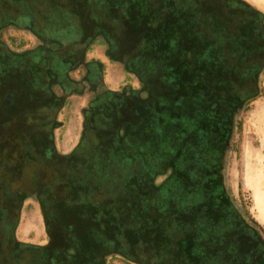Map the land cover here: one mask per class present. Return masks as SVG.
I'll list each match as a JSON object with an SVG mask.
<instances>
[{"label": "flooded vegetation", "instance_id": "flooded-vegetation-1", "mask_svg": "<svg viewBox=\"0 0 264 264\" xmlns=\"http://www.w3.org/2000/svg\"><path fill=\"white\" fill-rule=\"evenodd\" d=\"M5 27L43 41L19 52L21 43L0 38V68L28 60L23 76H0V264H51L46 258L65 247L77 253L81 241L88 242L85 264H94L88 239L104 246L112 234L99 258L264 264L261 227L238 209L222 176L232 113L257 94L264 72L263 11L246 0H0V31ZM100 46L143 86L132 89L128 79L121 91L103 86L86 60ZM80 65L93 94L83 136L62 153L54 130L69 96L88 87L70 76ZM191 117L200 128L185 124ZM182 121L180 134L174 125ZM175 160L181 175L162 189L173 178L163 185L155 179ZM65 189L87 196L68 198ZM30 197L44 216V244L16 235ZM106 201L125 203V211L117 215ZM133 203L136 222L127 218ZM111 211L116 216L96 230L95 215Z\"/></svg>", "mask_w": 264, "mask_h": 264}, {"label": "rangeland", "instance_id": "rangeland-1", "mask_svg": "<svg viewBox=\"0 0 264 264\" xmlns=\"http://www.w3.org/2000/svg\"><path fill=\"white\" fill-rule=\"evenodd\" d=\"M246 1L264 12V0ZM0 38L6 44H11V42H15L16 44L21 43L19 44L21 46L16 48L17 50L15 49L19 52L23 51L24 46H27V44L29 45L28 47H36V45L40 44V41H43L38 39L31 31L27 29H18L16 27H5L3 31H0ZM10 47L12 48V46ZM86 60L89 63L92 62V67L95 68L93 72H100V82L109 89L121 91L127 79L129 80V87L132 89H140L143 86L137 74L127 71L124 65L118 60H111L104 46L94 47L90 50L86 55ZM7 64L8 66L4 68L1 66L0 76L4 78L6 77L5 75L11 72L7 76H13L19 73L20 77L24 75L28 60L18 58ZM87 73V68L81 65L70 73L72 79L78 80L88 87L85 86L82 93H73L70 95L68 104H66L58 114L57 119L60 125L54 130V138L59 151L62 153L71 152L83 136L85 111L89 109V101L93 94V91L85 80ZM55 90L59 91L60 86H56ZM147 95V93H144L143 96L146 97ZM163 101L165 105L168 103L166 99H163ZM6 119H8L7 116L1 118L2 122ZM10 119L13 120L14 118L12 117ZM174 119L173 124H176L178 119L176 117ZM230 123L231 127L228 130L229 132L222 157L223 183L233 196L238 209L245 217H248L250 220L254 219L259 224L261 233L264 237V205L263 208L260 207L256 199V194L260 195V197H262L261 203L264 204V72L260 75L257 82V94L252 98L245 99L238 108L233 111ZM185 124L188 127L195 126L198 128L199 126L200 128V119L191 117ZM174 126H177V128L174 129H176L178 133L181 134L184 131L183 121L182 124L180 123ZM132 148L136 151L139 148L138 144L133 143ZM169 151L170 153L176 154L178 148L173 145V148L171 146ZM133 155L134 154L128 159L132 160ZM182 165L183 163L181 160L178 162L175 160L173 164L165 163L163 166H165L164 168L167 169V171L165 174L156 177V185H163L167 179L173 178L162 186V189H172L171 186L174 180L178 178V175H181ZM95 190L96 189L93 191ZM163 191L164 190H162L161 193ZM63 192H65L66 197L69 196L68 198L74 197L76 199H81L87 196L86 192L82 189H65ZM162 199H166V196ZM145 200L148 201L149 199L146 198ZM106 203L107 207L110 209H116L114 211L117 215L125 211V203L122 207H120L118 203H115L114 207L110 201H106ZM135 208L136 206L133 203L130 207L131 212L127 215V218L133 222L137 221L133 215ZM103 209V205L100 204L99 210L101 211ZM116 213L114 214V212L111 211L105 216H103L102 212L96 214L94 217L95 219H93V222L98 223L95 229L100 230L103 226L111 222V218L116 216ZM147 214L152 215L151 213ZM123 217L124 216H122V218ZM56 219L59 218L56 217ZM72 228H68L67 231H73L72 233H75ZM16 235L20 240L33 244H44L47 242L48 235L46 223L39 202L35 197H30L25 201L16 227ZM83 239H85V236L82 240ZM106 239L109 240L110 237ZM97 240L98 239L93 241L92 239H88V241L93 242L89 245L90 248L92 245L94 246V264H142L122 253L110 254L107 256V259L99 258L97 256L99 250H107V245L112 244V241L115 240V235L112 234L111 242L104 244V246L102 244V246H98L96 244ZM87 244V241L78 243L77 248L79 250L77 253L75 250L68 247L60 248L54 258H46V261L51 264H85L87 261V255L85 254L88 250H86L84 246H87ZM116 247H119V245ZM81 248L82 250H80ZM78 253L79 255L75 256ZM99 260L105 262H100Z\"/></svg>", "mask_w": 264, "mask_h": 264}, {"label": "bare ground", "instance_id": "bare-ground-1", "mask_svg": "<svg viewBox=\"0 0 264 264\" xmlns=\"http://www.w3.org/2000/svg\"><path fill=\"white\" fill-rule=\"evenodd\" d=\"M256 199H257V203L259 204V206L263 208L264 204L261 203L262 202V197H260V195L256 194Z\"/></svg>", "mask_w": 264, "mask_h": 264}]
</instances>
